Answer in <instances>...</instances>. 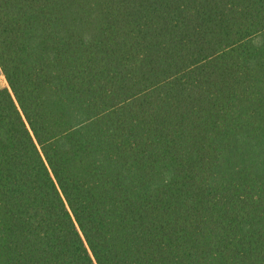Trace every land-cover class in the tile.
<instances>
[{
	"label": "trees",
	"instance_id": "trees-1",
	"mask_svg": "<svg viewBox=\"0 0 264 264\" xmlns=\"http://www.w3.org/2000/svg\"><path fill=\"white\" fill-rule=\"evenodd\" d=\"M0 264H264V0H0Z\"/></svg>",
	"mask_w": 264,
	"mask_h": 264
},
{
	"label": "rangeland",
	"instance_id": "rangeland-1",
	"mask_svg": "<svg viewBox=\"0 0 264 264\" xmlns=\"http://www.w3.org/2000/svg\"><path fill=\"white\" fill-rule=\"evenodd\" d=\"M6 86H7L6 79L0 69V88L6 87Z\"/></svg>",
	"mask_w": 264,
	"mask_h": 264
}]
</instances>
